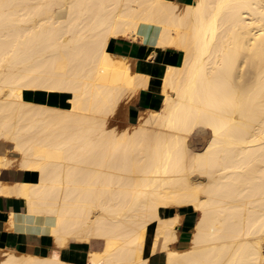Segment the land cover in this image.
<instances>
[{
    "label": "bare ground",
    "instance_id": "bare-ground-1",
    "mask_svg": "<svg viewBox=\"0 0 264 264\" xmlns=\"http://www.w3.org/2000/svg\"><path fill=\"white\" fill-rule=\"evenodd\" d=\"M141 29L183 55L166 65L160 107L115 133L107 119L143 81L107 44ZM27 91L68 94V105ZM199 125L210 137L196 150L187 136ZM0 142L18 154L0 167L37 173L0 181V194L43 215L59 246L98 242L84 264H146L152 223L166 264H261L264 0H0ZM180 205L198 216L176 249L180 217L160 209ZM0 251V264H80L56 248Z\"/></svg>",
    "mask_w": 264,
    "mask_h": 264
},
{
    "label": "crops",
    "instance_id": "crops-1",
    "mask_svg": "<svg viewBox=\"0 0 264 264\" xmlns=\"http://www.w3.org/2000/svg\"><path fill=\"white\" fill-rule=\"evenodd\" d=\"M175 1H177L179 4H184L192 2L193 0ZM133 39H135V41ZM155 39L156 35L155 32L152 31V29L149 31L141 29L140 34H138L136 37H115L111 38L108 41V51L115 56L123 57L129 64V68L131 69L130 71L134 74H138L140 76V79L143 81L142 85L139 86L137 90L130 96H127L125 101L124 99L120 101L119 106L121 104L122 108L125 106L122 109V113L123 119L127 123H132L134 120H136L141 112H144L146 110H155L160 107L163 96L162 76L167 67L166 65H168L169 63L177 65L181 62L183 55L181 50L171 46H165L163 47V49H157ZM147 50L149 51L147 52ZM128 57L131 59H129ZM160 66H162L161 69ZM157 68L158 70H156ZM29 93L31 94V96H39L46 100H54V98L57 96L66 98L65 94L48 95L35 92ZM16 154L17 153H15V151L13 150L11 143L0 142V156L6 155L7 158H17L18 155ZM27 173L28 176L25 175ZM35 173L36 172L30 170L28 171L18 168L13 163L10 166L0 167V181L4 183H11L15 180L31 182L35 181V178H37V173ZM18 198L19 196L11 194H0V249H10L14 250L15 252H26L44 255L49 254L51 250L56 248L59 252L63 253L67 260L77 261L79 263H85V261L87 262L89 252L98 250L96 247L98 246L97 242H95L94 245H91L85 241L80 240H73V242H68V245L66 244L65 246H59L58 243L55 242L56 240L54 235L50 232L48 220H46L43 215L37 216L35 219L30 218L25 212L23 199L21 197L19 199ZM193 212L194 210L186 205L167 206L160 209V214L162 217H180L179 219H177L178 223L176 225V232L178 237L176 236L177 239L173 241L171 247L174 246L173 248L183 249L189 245V239L195 223ZM26 224L28 228L26 227ZM10 228L12 229L10 230ZM154 229L155 223H152L150 237L147 240V244H144L143 248V255L147 257L146 264H166L165 254L163 250L158 249L155 250L156 252L152 251Z\"/></svg>",
    "mask_w": 264,
    "mask_h": 264
},
{
    "label": "rangeland",
    "instance_id": "rangeland-1",
    "mask_svg": "<svg viewBox=\"0 0 264 264\" xmlns=\"http://www.w3.org/2000/svg\"><path fill=\"white\" fill-rule=\"evenodd\" d=\"M25 96L26 97H28V98H34V96H31V94L27 91L26 93H25ZM65 96H66V98L64 97V98H61V97H55L54 98V100H49V99H43L42 97H39V96H35L37 99H41V100H44V101H51L52 102V104H55V105H58V106H62V107H67V105H68V103H67V101H66V99H67V97H68V94H65ZM127 96L125 95V96H123V98L121 99V100H123V99H125ZM120 108H121V110H120ZM117 114H113V115H111V116H109V117H111V119H107V123H108V121H109V123L107 124V126H106V124H105V127L106 128H112L113 130H114V132L115 133H117L118 131H120V130H122V129H124V128H126V130L128 131V130H131L132 128H133V126H135V125H137L138 124V121H137V119L136 120H134L132 123H127L124 119H123V110H122V107H119L118 106V108H117ZM115 111V112H116ZM114 112V113H115ZM115 115V116H114ZM114 116V117H113ZM114 119V120H113ZM111 121V122H110ZM116 122V123H115ZM118 125V126H117ZM113 126V127H112ZM124 126V127H123ZM123 127V128H122ZM120 129V130H119ZM208 131V132H207ZM209 137H210V132H209V129L207 130V129H204L202 126H197L188 136H187V138H188V140H187V138H186V140H187V142H190L191 143V145H192V147H194V149H200V147L202 148V146L207 142V140L209 139ZM16 155H18V154H16ZM15 164V163H14ZM16 165V164H15ZM196 178H192V180H195ZM193 216H194V218H195V220H196V218H197V216H198V213L196 212V211H194L193 212ZM151 227H152V224H150V225H148V227H147V231H146V234H145V244H147V240L149 239V237H150V234H151ZM94 243L95 242H92V243H90L91 245H94ZM98 243V242H97ZM263 244H264V242H263ZM99 246V247H98ZM98 246H96L97 247V249H99L100 248V244L98 243ZM2 252L0 251V258L1 257H4L3 256V254H1ZM16 253H20V252H16ZM43 255V254H42ZM63 257L65 258V256L63 255ZM2 259V258H1ZM66 259V258H65ZM87 260V259H86ZM74 262H77V261H74ZM86 262V261H85ZM77 263H79V262H77ZM80 264H84V262L83 263H80ZM261 264H264V259L261 261Z\"/></svg>",
    "mask_w": 264,
    "mask_h": 264
},
{
    "label": "trees",
    "instance_id": "trees-1",
    "mask_svg": "<svg viewBox=\"0 0 264 264\" xmlns=\"http://www.w3.org/2000/svg\"><path fill=\"white\" fill-rule=\"evenodd\" d=\"M26 93V92H25ZM26 97V96H25ZM27 99H33V98H28V97H26ZM36 101H40V102H46V101H44V100H41V99H35Z\"/></svg>",
    "mask_w": 264,
    "mask_h": 264
}]
</instances>
